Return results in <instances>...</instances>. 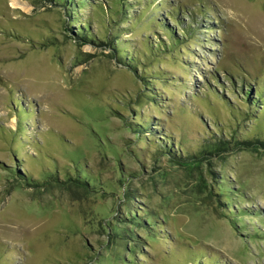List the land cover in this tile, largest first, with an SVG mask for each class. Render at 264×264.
Returning <instances> with one entry per match:
<instances>
[{
  "label": "rangeland",
  "instance_id": "374dc122",
  "mask_svg": "<svg viewBox=\"0 0 264 264\" xmlns=\"http://www.w3.org/2000/svg\"><path fill=\"white\" fill-rule=\"evenodd\" d=\"M130 1H153L135 6L131 51L152 31L168 40L157 20L178 32L172 8L194 37L135 72L101 42L117 32L102 14L0 0V264H264V150L187 156L220 138L212 114L233 126L227 102L247 109L241 87L264 86V0ZM88 19L97 41L81 44L71 23ZM139 124L184 159L159 155Z\"/></svg>",
  "mask_w": 264,
  "mask_h": 264
},
{
  "label": "trees",
  "instance_id": "16d2710c",
  "mask_svg": "<svg viewBox=\"0 0 264 264\" xmlns=\"http://www.w3.org/2000/svg\"><path fill=\"white\" fill-rule=\"evenodd\" d=\"M117 4L116 6H109V9L103 8L102 3L96 1V0H48V4L54 6L63 8L65 15L67 17H85L88 15V12H93V14H102L103 17H107V21L105 22L106 26L108 27H117L116 34L112 33L111 29H107L105 33V38L100 37L101 42L106 43L108 42L109 46L112 48L111 50L114 52L115 59L119 62L120 65H122L123 68H127L128 70L137 71L141 68H144V66L139 62L141 58H155L166 52L167 50L172 51L175 48H180L185 44V42H189L194 37L195 30L193 29L195 26V23H189L187 26L184 25L183 21H181L180 18V12L181 10L175 8H172L173 11H169L166 14L167 18H170L175 25L179 26L178 32H175L172 28H170L166 21H158L156 24V28L161 30V32L168 36V40L163 41L161 38H159V35L156 31H152L154 35L150 39H145L144 46L146 52H144L143 55H141L140 51L132 50L131 44L126 42H121V38L124 37L126 34L125 32L133 33V29L140 23V21L143 19V14L141 11H136L135 6H141V10H146L152 5L151 1L150 5L141 3V5H137L139 3H136L134 5L130 0H116ZM158 1L159 5L163 4L164 0H155ZM138 14V15H137ZM138 16V17H137ZM88 17V16H87ZM131 24V29H126V27H122L123 24ZM165 23V24H164ZM71 26H74L75 24H79L77 27V34L76 38L74 40H77L81 42V44H90L95 43L97 41L96 35L93 31L92 27V19H88L84 22L74 21L71 23ZM194 25V26H193ZM107 28V27H106ZM150 28V27H149ZM151 29V28H150ZM71 31V29H69ZM152 30V29H151ZM73 31V30H72ZM135 51V52H134ZM125 53V54H124ZM247 87V86H246ZM250 87V86H249ZM251 88V87H250ZM247 89L245 91L242 87L240 89L241 97L244 101V103L247 106V109H244V111L237 110L235 111L234 108H231L226 103L227 106L225 107L229 111V115L231 117V120L234 122L232 125H224L223 123H220L218 121V118L214 115V127L215 131L219 134L220 138L217 136H210L206 134L204 137V141H206L205 149L200 151L198 154L195 153L187 155L188 157L195 158L198 157V160L203 158L205 155H210L209 153L218 154V153H226V152H233V151H243V150H251V151H261L264 150V86L256 87L254 91ZM233 92L234 89H233ZM210 95V92L207 93ZM221 100L222 97H221ZM224 101V100H223ZM153 102L158 103L156 100H153ZM22 114V113H21ZM20 115V112H19ZM197 115V114H196ZM198 116V115H197ZM199 117V116H198ZM243 120L244 123L249 122L250 128L249 132H251L253 135L251 137H248L247 135L244 137V126H243ZM140 130H138L136 133L138 136H141L143 138H147L149 141V145H154L158 154L168 157L169 159L174 158V160L180 159L183 160L184 156L181 155L176 156L175 152V141L173 138H169L167 136L161 137V140L158 142H155L151 139V137L155 136V131L151 129L149 126L147 127L144 124L138 125ZM228 130V131H227ZM225 132V133H224ZM242 133V134H241ZM237 134L241 135V138H238ZM157 135V134H156ZM211 135L213 133L211 132ZM209 137V138H208ZM160 139V138H159ZM235 147L236 149H233ZM182 147L179 146L178 149L180 151ZM196 157V159H197ZM177 161V160H176ZM75 174L71 175V177L77 178L75 181H79V179H85L84 172L81 171L80 175L77 173L76 170H74ZM19 175L21 173L17 171ZM23 176V174H22ZM20 179H23L22 181L26 183L27 179H24L21 177ZM88 182V181H87ZM91 184V183H89ZM132 216V215H129ZM147 219V220H146ZM142 220L144 223L147 221V223H151L152 228L158 227L157 223L149 218H146ZM132 220L139 221L140 219L132 218ZM136 222L134 223L136 226L141 227V223ZM145 224V223H144ZM189 260L190 264H201V257H197L194 254L189 253ZM212 264V263H211ZM214 264V263H213Z\"/></svg>",
  "mask_w": 264,
  "mask_h": 264
}]
</instances>
